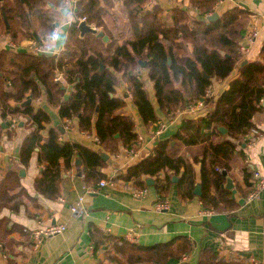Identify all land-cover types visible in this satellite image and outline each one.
Wrapping results in <instances>:
<instances>
[{"label":"trees","instance_id":"1","mask_svg":"<svg viewBox=\"0 0 264 264\" xmlns=\"http://www.w3.org/2000/svg\"><path fill=\"white\" fill-rule=\"evenodd\" d=\"M150 1L124 0L121 4L124 17L120 22L114 17L116 0H79L76 20L68 28L58 54H32L10 46L1 49L0 137L2 122L9 123L5 130L10 137L16 134L22 120L29 124L31 131L21 145L19 163L28 168L34 154H38L37 163L42 170L34 188L45 198L57 199L63 173L75 167L76 158L81 160L85 187L95 189L101 180L108 179L102 172L107 164L102 152L117 155L121 147L135 152L140 148L133 116L119 112L127 105L124 94H117L122 84L143 123L159 127L160 119L141 74L146 71L156 103L169 119L200 102L210 110L204 116L185 118L174 135L158 140L150 154L130 165L125 173L116 175L113 181L131 182L133 188L145 189L146 178L152 177L160 202H165L172 177L177 175L181 198L191 199L196 178L187 153L199 147L193 156L194 162L201 164L200 199L204 208L213 211L235 208L237 203L231 191L224 188L227 175L223 172L228 174L233 168L240 154L238 142L244 141L254 128L252 118L262 109L264 97V45L255 61L247 62L239 50L251 13L234 6L209 21L207 17L215 11L218 0H189V7L198 12L196 19L184 7L175 6L166 13L161 5H150ZM63 4L64 0H4L0 3V36L22 43L37 41L36 32L39 42L44 43L55 27V13L47 8ZM110 17L113 28L107 23ZM80 18L102 29L109 41L91 33L82 38L78 28ZM102 63L105 67L100 70ZM237 68V75L218 98L207 97L214 81L228 79ZM58 72H63L64 83L56 80ZM65 83L72 88L68 98ZM28 99L31 104L22 106ZM40 99L57 109L60 118H77L84 133L94 131L99 150L63 141L58 126L48 127L51 115L37 105ZM219 126L225 127L227 134ZM199 155L203 156L200 160ZM26 199L37 204L38 199L22 186L19 170L7 169L0 180V210L17 212ZM7 224L8 219L0 220V253L10 264H16L18 242L8 237L13 229L7 228ZM91 236L96 251L104 245L111 249L96 264H167L193 250L187 236L150 246L123 237H105L97 228L91 229ZM196 264L250 263L225 259L217 249L205 248Z\"/></svg>","mask_w":264,"mask_h":264},{"label":"crops","instance_id":"2","mask_svg":"<svg viewBox=\"0 0 264 264\" xmlns=\"http://www.w3.org/2000/svg\"><path fill=\"white\" fill-rule=\"evenodd\" d=\"M123 1L116 0L115 11L121 12L124 17L121 7ZM149 4L161 5L166 13L175 6H181L189 11L193 19L199 17L198 12L189 7V0H151ZM234 6L247 9L251 13L248 25L251 21L254 22L259 31L258 38L248 45L247 52L241 51L240 48L239 50L246 57L247 62L258 60L260 49L264 45V0H218L215 12L220 15ZM51 9L55 16L58 15L55 17V24L60 28L57 37L63 33L66 36L70 27V25H64L67 11L63 9V5L59 8L52 6ZM114 17L117 19L116 15ZM245 36L246 34L240 46L246 43ZM26 41L20 43L13 41L9 36L1 35L0 50L11 47L12 43L22 45ZM43 44L49 50V54H58L63 49L64 42L58 43L57 38H49ZM237 73L238 68L228 79L214 81L210 87L212 97L209 98H218ZM141 74L143 80L150 81L146 71H142ZM65 87L67 89L65 98H68L72 88L66 83ZM125 92L126 89L122 84L117 89V94L120 96L124 94L127 105L119 112L133 116L141 144L134 155L122 147L117 155L107 153L109 158L102 172L108 177L106 179L108 181H113L116 175L125 173L130 165L138 163L150 154L158 140L174 135L185 118L204 116L210 110L202 106H197L194 111L187 108L169 119L160 110L155 100L153 103L160 119L159 127L156 128L154 125L147 127L132 102L131 95ZM36 103L50 113L51 123L48 127L62 126L64 128L63 141L77 142L96 151L99 150V145L93 139L95 132L84 133L79 128L77 118H60L58 110L51 108L45 99L37 100ZM22 122L24 124L22 126L19 124L15 135L10 137L5 130L7 128H3L0 137V180L7 169L15 167L19 170L22 186L32 197L38 199L37 204L26 199L25 204L17 212L7 208L0 210V220L8 219L7 228L13 229L8 237L18 242L19 254L15 256L16 264H96L103 261L111 249L107 250L109 247L104 245L98 251L95 250L91 236V229L94 228L100 230L105 237H123L130 242L147 246L167 242L177 236H187L193 243V250L182 259H172L167 264H196L200 251L205 248L217 249L225 259L264 264V188L257 198L247 200L248 195L254 190L256 181L254 172L259 171L264 175V97L262 109L252 118L254 127L259 130V135L255 136L254 142H250L251 138L247 137L243 138L244 141L238 142L240 154L227 174V177L232 179L233 187L225 186L227 179L224 184V188L231 191L237 206L224 211L205 209L201 196L195 193L191 199H182L177 185L180 176L177 175H173L177 177V181H173L172 177V184L166 193L168 204L166 209L157 208L160 195L154 185L155 179L152 177L147 178L154 180L153 185L147 184V192L141 197L133 194L131 182L122 180L116 181L114 186L108 184L105 187H99L98 183L95 191L89 192L84 184L81 164L76 163L75 167L63 173L64 179L57 199H47L38 194L34 188V181L42 170L37 163L38 154H34L28 168L19 163L21 145L25 136L31 131L29 124L25 120ZM172 144L174 145V142ZM198 148L194 147L187 153L189 161L195 168L196 184L201 183V164L194 162L193 156ZM202 158L203 156L199 155V160ZM21 169L25 171L24 176L20 174ZM80 198H82V210L76 214L72 206L77 204ZM61 223L66 225L65 231L43 237L38 246L35 245L36 241L33 237L35 230ZM221 242L225 244L224 249L219 248ZM108 243L111 247V242ZM0 264H10L2 253H0Z\"/></svg>","mask_w":264,"mask_h":264},{"label":"built area","instance_id":"3","mask_svg":"<svg viewBox=\"0 0 264 264\" xmlns=\"http://www.w3.org/2000/svg\"><path fill=\"white\" fill-rule=\"evenodd\" d=\"M79 0H64V4H63V9L66 10V20L64 22V25H72L73 22L76 20V11H77V3ZM81 21H86V18H80L78 20V24ZM60 28L55 24L54 30H53V34L51 35L50 38L54 39L57 38L58 34H59ZM259 36V31L258 28L256 26V24L254 22H250L248 25V30L245 36V41L246 43H242L240 46V50L243 52H247L248 51V45L252 44L253 42H255V40L258 38ZM12 48L14 49H18V48H24L26 51L32 53V54H42V53H48L49 50H47V48L45 47V45L43 43L37 42V41H27L26 43L19 45V44H15L12 43L10 44ZM50 53V52H49ZM56 80L57 81H65L64 80V74L63 72H58L56 75ZM207 97H212V93L210 91V88L207 90ZM199 106H203V103L200 102L197 105H193V106H189L188 108L191 111H194L196 109V107ZM259 135V130L257 128H252V130L249 132L248 135H246L247 138H251L249 141L250 142H254L255 141V136L258 137ZM245 137V138H246ZM95 142H99V139L94 136L93 137ZM248 141V142H249ZM128 152L131 155L135 154V151L133 150H128ZM254 178H255V186H254V190L248 195L247 200H253L255 198H257L259 196L260 191L264 188V175H262L259 171H255L253 174ZM108 184H111L112 186H114L115 182L114 181H108V180H101L99 182V187H105ZM87 190L89 192H93L95 191V189L92 188H87ZM133 194L141 197L144 196L147 192V188L145 189H136L133 188L132 189ZM158 209H166L168 208V204L167 201L165 202H159V204L157 205ZM72 210L73 212H75L76 214L80 213V211L82 210V198H80V201L72 206ZM66 229V225L65 224H54V225H50L46 228H42V229H37L33 232V237L36 241L35 245L38 246V244L40 243L41 239L43 237H50L59 233H62L63 231H65ZM219 248L224 249L225 248V244L223 242H221L219 244Z\"/></svg>","mask_w":264,"mask_h":264},{"label":"water","instance_id":"4","mask_svg":"<svg viewBox=\"0 0 264 264\" xmlns=\"http://www.w3.org/2000/svg\"><path fill=\"white\" fill-rule=\"evenodd\" d=\"M4 0H0V2H3ZM243 6H245L246 8H247V6L246 5H244L243 3H241ZM2 13H3V16H4V20H5V23H6V26H7V28L9 29V21H8V19H7V15H6V11H5V7L4 6H2ZM217 17H219V13L218 12H214L212 15H209V17H207V19L209 20V21H211V20H214V19H216ZM78 28H79V30H80V36L83 38L84 36H85V34H87V33H91V34H94V35H96V36H98V37H101V38H103L104 39V41H109V37L107 36V35H105V33H104V31L102 30V29H98V28H96V27H94V26H91V25H89L88 23H87V21H81L79 24H78ZM34 36H35V38L37 39V41L39 42L40 41V38H39V36L37 35V33L36 32H34ZM246 62V61H245ZM169 63H171V58H169ZM146 66V63H143V67H145ZM104 64L102 63V66H101V68H100V70H103L104 69ZM207 76V75H206ZM31 102H32V100L31 99H28L27 101H25L24 103H22L21 105L22 106H25V105H29V104H31ZM20 104H17V106H19ZM24 123L23 122H21L20 123V125L22 126ZM8 126H9V123L6 121V122H2V128H8ZM58 128L60 129V131H61V133H64L65 132V130H64V128L62 127V126H58ZM219 130L223 133V134H225V133H227V129L225 128V127H223V126H219ZM117 136H119V135H117ZM101 157L103 158V160L104 161H106L108 158H109V155L107 154V153H105V152H102L101 153ZM75 163L76 164H78V165H80L81 164V160L79 159V158H77L76 160H75ZM24 173H25V171H24V169H21L20 170V174L22 175V176H24ZM224 173V175H227V172L226 171H224L223 172ZM173 181H177V177H173ZM146 182H147V184L148 185H153V183H154V180L152 179V178H147L146 179ZM227 188H232L233 187V184H232V179L230 178V177H227V183H226V185H225ZM202 186H201V183H198V184H196V186H195V190H194V193L196 194V195H198V196H201L202 195Z\"/></svg>","mask_w":264,"mask_h":264},{"label":"rangeland","instance_id":"5","mask_svg":"<svg viewBox=\"0 0 264 264\" xmlns=\"http://www.w3.org/2000/svg\"><path fill=\"white\" fill-rule=\"evenodd\" d=\"M119 5V4H118ZM51 7L52 6H48V10H52L51 9ZM119 11V10H118ZM215 12V11H214ZM213 12V13H214ZM118 13V12H117ZM212 13V14H213ZM211 14V15H212ZM119 15V16H118ZM118 15H116V18L117 19H119V21L120 22H123V14H121V12H119L118 13ZM55 17H58V15L57 16H55ZM108 21V23H109V25L110 26H112V22H111V17L107 20ZM59 24V26H60V22L58 23ZM95 27V26H94ZM97 28V27H96ZM112 28H113V26H112ZM99 29V28H98ZM65 34L63 33V34H61L59 37H57V40H58V43H62V42H64V39H65ZM48 40V38L46 39V41ZM46 41H44L45 43H46ZM145 81V80H144ZM145 86H146V88H147V92H148V94H149V96H150V99L152 100V102L153 101H155V98H154V93H153V86H152V83L150 82V81H148V80H146L145 81Z\"/></svg>","mask_w":264,"mask_h":264}]
</instances>
